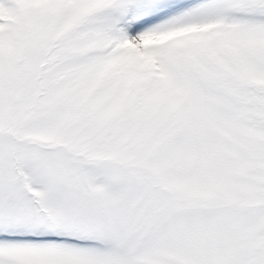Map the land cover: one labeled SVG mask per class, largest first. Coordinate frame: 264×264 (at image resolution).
Masks as SVG:
<instances>
[{
  "label": "snow or ice",
  "instance_id": "1",
  "mask_svg": "<svg viewBox=\"0 0 264 264\" xmlns=\"http://www.w3.org/2000/svg\"><path fill=\"white\" fill-rule=\"evenodd\" d=\"M0 264H264V0H0Z\"/></svg>",
  "mask_w": 264,
  "mask_h": 264
}]
</instances>
